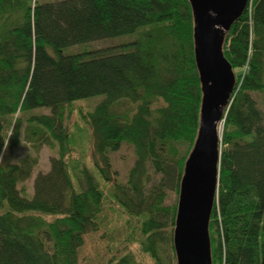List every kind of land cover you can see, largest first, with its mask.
<instances>
[{
	"label": "trees",
	"instance_id": "obj_1",
	"mask_svg": "<svg viewBox=\"0 0 264 264\" xmlns=\"http://www.w3.org/2000/svg\"><path fill=\"white\" fill-rule=\"evenodd\" d=\"M194 29L189 0H0V264H79L84 237L109 216L124 220L129 248L110 264H177L179 201L165 202L170 189L180 196L200 129ZM122 37L135 40L70 52ZM223 53L236 84L223 113L212 264H264V0H249ZM98 96L105 100L79 115L92 141H74L66 112ZM157 101L164 106L153 111ZM40 109L51 115H31ZM22 141L59 149L31 198L21 186L38 160L7 157ZM124 144L137 160L118 185L110 154Z\"/></svg>",
	"mask_w": 264,
	"mask_h": 264
},
{
	"label": "water",
	"instance_id": "obj_2",
	"mask_svg": "<svg viewBox=\"0 0 264 264\" xmlns=\"http://www.w3.org/2000/svg\"><path fill=\"white\" fill-rule=\"evenodd\" d=\"M189 1L203 100L198 138L181 182L174 248L177 264H212L209 224L219 185L220 133L236 84L223 46L249 0Z\"/></svg>",
	"mask_w": 264,
	"mask_h": 264
},
{
	"label": "rangeland",
	"instance_id": "obj_3",
	"mask_svg": "<svg viewBox=\"0 0 264 264\" xmlns=\"http://www.w3.org/2000/svg\"><path fill=\"white\" fill-rule=\"evenodd\" d=\"M63 0H37L41 3L60 2ZM135 37H122L112 40L100 41L86 46H76L71 48L70 52L79 54L82 52H98L104 50H118L125 44L131 43ZM68 54V53H67ZM105 100V97L98 96L75 103L71 112L67 111L65 115L64 126L68 132L75 134L74 141H92L88 129L82 124L80 120V113L92 112L97 105ZM257 100L261 101L259 97ZM164 106L162 101H157L153 104L152 110L155 111ZM261 107V105H260ZM124 112H130L133 116L136 113V107L129 103L122 105ZM118 111V106L116 107ZM31 115H51L47 109H40L33 112ZM30 115H25L24 119L29 118ZM79 124L74 131V125ZM26 127V124H24ZM222 129V128H221ZM222 132V131H221ZM83 142L81 148L87 151V147ZM86 147V150H85ZM91 154H89L90 156ZM32 157L38 160V166L34 170L32 179L22 185L26 189V194L31 198L34 194V185L37 177L42 174L46 175L51 171L52 161L59 156V149L57 146H44L41 150L34 149V147L25 141H22L19 148L11 153H7V157L11 162L17 163L25 157ZM76 158V156H74ZM137 160L135 148L131 145L124 144L118 152L110 154L111 168L113 181L118 185H126L129 180L130 172L134 168ZM179 201L175 189L169 190V196L165 202L168 208L174 207ZM106 225L98 232H92L84 237L83 247L79 251V264H110L113 260L123 256L129 251L126 243L127 229L122 225L124 220L119 216H109ZM166 234L171 233V228L165 230ZM167 254H171L168 249Z\"/></svg>",
	"mask_w": 264,
	"mask_h": 264
}]
</instances>
